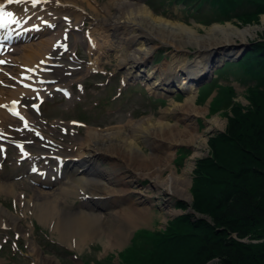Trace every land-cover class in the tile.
<instances>
[{"label": "rangeland", "instance_id": "obj_1", "mask_svg": "<svg viewBox=\"0 0 264 264\" xmlns=\"http://www.w3.org/2000/svg\"><path fill=\"white\" fill-rule=\"evenodd\" d=\"M73 2H76V4L80 8H84V11L82 10V17L78 18V24L79 29H67L68 26H71V23L75 21V17L73 12H71L68 9H61L59 12H55V10L51 8V11L42 12L40 18H47L49 15H58V19H60L61 24H54V28L52 31H56L59 33H56V35L59 36V39L61 38V31L66 29V32L68 33V38L66 39L67 46L69 48H75L77 46V56H71L68 54L67 51H63L60 46L54 43L53 49L49 50L51 56L49 57L52 59L53 63L56 65H47L45 68V74H48L51 80L54 79V82H58V84H63L70 90V95L65 97L61 92L54 91L51 89V85L54 84V82H48V94L45 101L42 102L41 105V113L39 114L37 111L33 110L30 107V102H33L35 100V97L29 98L27 100L26 105L28 108H31L33 113L35 114V119L38 122V125L46 126V133L48 134V137L45 138L48 144L51 145V141L53 139L58 140V144L55 146L56 148L62 146L63 147V154L71 155L74 154L76 150L72 151L73 146L76 145L78 141L87 140L90 143H96L97 140H99V137L94 135L90 139H86L87 137V130L90 129L92 131H115V130H122L123 135H130V139H135V141H138V145L141 146V149L143 150V154L150 155L153 150L151 147L146 143H143L140 141L141 138L147 139L151 138L150 135H154L151 132V128L149 127L150 123L158 122L161 118L169 119L170 121H176L177 113L175 114V111L167 112L163 117V111L166 110L168 107H170L171 103L175 102H183L186 95L189 94L188 91L184 90V92H173V93H167L164 92L162 89L158 88L155 90V88H147L145 83H142L141 81H145L142 78H139L136 82L134 80H129V75L133 74V70L135 69V66L130 67L129 63H120V59L122 56L129 50L126 44V37L132 36L134 33L131 32L130 29L124 30L125 33L117 34L119 37H112V35H108L105 37L106 39V45H102L101 39H99V46H101V49L99 50V53L95 51V49H92L91 52L87 50V45L89 44V41L84 37V30H90L92 28L94 23V17L97 15L100 17L107 16L108 10H113L111 6L109 5V0H71ZM109 2V3H108ZM90 3V4H89ZM142 4H145V0L141 1ZM89 4V5H88ZM87 6V7H86ZM181 4L178 5H171L167 12L157 13L154 10L151 9L153 14L160 17L163 22H167L168 24H175L174 27H176L178 30L177 32H180L182 35L184 34L185 39L191 37L192 35H188L187 33H197V34H204L212 31L210 27L214 26L215 24L220 25H226L228 22L232 23L234 26H237L238 28H245L246 26L250 25H260L262 17L264 14H259L258 17L242 21V20H225V21H219L217 23L214 22H201L193 20L192 17L187 16L185 12H182L180 8ZM107 7V9L105 8ZM109 7V8H108ZM149 7V6H148ZM87 8V9H86ZM57 11V10H56ZM53 12V13H52ZM48 15H47V14ZM57 13V14H56ZM86 13V14H85ZM64 14L66 19L60 18L61 15ZM47 15V17H46ZM72 18V19H71ZM62 19V20H61ZM64 21V22H63ZM238 21V22H237ZM26 22V21H25ZM216 22V21H215ZM179 24V25H178ZM60 25V28L58 27ZM182 28H181V27ZM59 28V29H57ZM191 28V29H190ZM193 28V29H192ZM216 28V27H215ZM81 29V30H80ZM182 29V30H181ZM214 29V28H213ZM196 30V31H194ZM184 31V32H182ZM192 31V32H191ZM144 32V31H143ZM214 32L222 36L224 33L219 34L218 28ZM130 33L129 35H126ZM166 33V31L164 32ZM145 36L148 34L145 32L143 33ZM187 34V35H186ZM252 35V36H251ZM57 36V39H58ZM123 37V38H121ZM222 37H226L222 36ZM142 40V37H140ZM228 38H231L230 45H237L240 47L243 46H250V41L255 39H264V28H260L255 31L254 34H249L245 37H241V35H233L229 36ZM111 39V40H109ZM194 39V38H193ZM109 40V41H108ZM108 41V42H107ZM193 41V42H192ZM57 42V41H56ZM75 42H77L75 44ZM168 42V43H167ZM189 42V43H188ZM196 42V43H195ZM111 43V44H110ZM171 43V44H170ZM193 43V44H191ZM19 43H15L13 46L18 45ZM109 44V45H108ZM148 46H151L150 52L148 56L146 57V61L144 64L141 65V68L146 69V74L149 76V78L152 80L151 83H155L156 81H159V79L163 76V73L166 72L168 68L175 67L176 65L185 64L188 60H191L190 62H193L194 58L195 60L198 57L197 50L199 45L201 44V41L196 40H186L182 45L183 47L176 51L175 47L173 46L176 44L175 42H172L170 40H166L164 37L162 39H153L149 43H147ZM173 44V45H172ZM136 45V44H135ZM134 45V46H135ZM133 46V47H134ZM135 47H140V45H136ZM108 48V49H107ZM187 48V49H186ZM55 49V50H54ZM184 49V50H183ZM212 47L210 48V50ZM222 50V49H219ZM48 51V50H47ZM46 51V52H47ZM206 52V51H204ZM154 53L163 54L162 56H158V59L152 61V55ZM8 53L6 51L4 54L0 56V58ZM100 54V55H99ZM177 54V55H176ZM124 59V58H123ZM90 61H94V68L93 70H90L88 68V63ZM186 65V64H185ZM188 65V64H187ZM184 70L188 71L190 70V67H185ZM136 74H139L136 72ZM166 75V74H164ZM107 78H110L109 81ZM126 79L128 80L129 86L131 88L127 89L125 92V97L121 100H115L113 99L110 103L107 105H98L99 104V97L104 94H109L110 92L115 91V86L120 87V79ZM137 79V78H136ZM132 81V82H130ZM217 81H220L222 83H230L234 85L235 87V93L231 94L229 99L223 103L222 106H219L216 109H212V99L213 97L218 95L216 93L217 86H212L211 90H206V92H202L200 89L195 94V102L197 104L196 108V115L194 116L196 119V125L200 132H204L205 129L209 127V121L214 118V116H219L222 120H224V127L220 128H211L209 131H206L207 135V143L205 146H202V153L194 159H191L192 154L194 153V149L190 144H183L179 143L172 147L175 149L174 158L172 161L173 167L177 169L178 172H183L187 161H191L192 164L190 167H192L191 171L188 173L189 179H190V188H189V197L187 198H181L178 197L176 194H170L167 192H164L162 190L159 191L154 186V181L150 176H143L138 177V174H135L134 172L128 171L126 178H132L131 182H129L126 188L130 189L129 195L127 197L121 196L124 198H120L119 201H117V204L115 205V210L119 212L120 218L116 219L114 221V230L109 228L108 226L104 227V232L106 233V237L103 239H98L89 237L88 240L80 247H74L70 246L69 242L66 239L61 240L59 238V232L55 229V224L57 221V214H54L53 217H51L46 222L41 221L37 218L35 215V209L31 206V208L24 211L23 208V202L24 199H29L30 195L33 197H36L33 192L30 190V185L28 184V181L25 177L17 178L19 179V184L17 183L15 185V193H5L0 192V203L3 207L11 211L13 215L21 216V218L18 220L20 225L22 227H19L15 223H3L0 222V264H44L39 259L41 256L37 254V252H42L43 254L49 256V257H55L58 264H112L108 261H104L102 259L104 256H107V258L111 261H118L122 259V256L120 252L122 251V248L125 247L132 236V233L135 229L130 231V229H125L122 233L125 234L122 238L121 242L122 245H119L116 243L118 240L122 229L126 228V222H124V212L126 206L129 204V200L132 202L136 201H144L140 204V206H149L151 210H153V220L149 223H144L142 225H139L138 228L146 227L148 229L153 228H160L163 229L166 225V221L171 220L172 217L177 213H173L172 215H167L164 207L174 208L180 212H182L181 209L177 207L178 203L177 201H181L183 206L181 207L184 209L192 208V211H188L190 213H201L205 214L203 212H200L192 206V200H193V192L192 187L194 184V177H195V169L197 166V162L201 158H205L208 156H212L213 148L210 146V139L214 141L215 136H219L222 132H226L228 122L235 117L238 114H244L247 112L249 108L255 107V103L251 102L249 99L248 94V83L247 81L243 83L240 78L234 74H224L222 76L217 77ZM106 82H110V85H105ZM109 84V83H108ZM137 84V85H136ZM136 85L138 87V90L140 92H136L131 90L132 86ZM165 86V84H162ZM141 86L144 87L143 91L140 89ZM127 87V85L121 86V89L123 90ZM166 87V86H165ZM118 90V89H117ZM163 91V92H159ZM181 93V94H179ZM111 94V93H110ZM113 94V93H112ZM115 95H118L116 93ZM164 95L166 101L164 103H161L159 101V97ZM33 96V95H32ZM120 96V95H119ZM151 96V98L149 97ZM154 96V97H153ZM218 98V96H217ZM47 101V102H46ZM254 101V100H253ZM46 102V103H45ZM80 102L82 105L81 109H84L88 112V122L85 124H82L78 119L80 117L78 112H82L81 110L76 109V103ZM78 104V103H77ZM201 107V108H200ZM203 111V112H202ZM46 121V123H44ZM80 122V124L78 123ZM146 122V123H145ZM149 122V123H148ZM139 123L140 126H138L136 129L133 130L131 124ZM55 126V127H54ZM37 128V127H36ZM43 131V130H42ZM32 132H35L32 130ZM118 135L120 136V133L118 132ZM127 135V136H128ZM96 137V138H95ZM35 138L40 139L39 137H30L29 135L25 136V138H22V141L26 144V148L31 154H34L35 156H38L37 154L40 152L39 150L41 148L35 147L33 144V141ZM102 139V137H100ZM104 140L106 139L103 137ZM150 142V141H149ZM185 148H184V147ZM231 149L230 151L235 154H237L236 146L230 145ZM75 147V149H76ZM182 147V148H180ZM180 148V149H178ZM15 147L12 146V149L10 151H0V158L3 159V167H0V175L2 176H8L9 178H0V179H6L8 181L16 180L14 177L16 176V173L20 172L23 173L24 171L28 170L26 166L28 162L26 161H17L16 157L18 153H15ZM181 154H180V153ZM144 155V156H145ZM39 157V156H38ZM211 158V157H210ZM99 159L96 160L97 163H100L99 169L101 167H106L109 165L107 161L101 162ZM41 165V169H47V167L53 165V160L50 158H40L39 161ZM103 163V165L101 164ZM94 172H98L96 170V166H92ZM90 172V171H89ZM92 172V171H91ZM93 172V173H94ZM19 173V174H20ZM49 173V172H48ZM167 172H164V175H166ZM192 180V182H191ZM141 183V184H140ZM59 185V184H58ZM57 185V186H58ZM192 186V187H191ZM151 188V195L150 198L146 199V196L141 194V190H146L147 188ZM53 188V187H52ZM50 188V185L44 186L43 189L47 191H52L53 189ZM23 200H21V193ZM74 195H73V194ZM67 194V195H66ZM64 193V199L63 197L59 199V202L56 203L57 207L64 212L65 214H60L62 217L63 215L67 216L70 214V212H79L83 209L87 211V208H81L82 206L79 205V197L78 194H75V190H72L70 193ZM72 194V195H71ZM66 195V196H65ZM152 196V197H151ZM41 198V197H38ZM63 199V200H62ZM105 203V202H104ZM108 203V202H107ZM62 206V207H61ZM186 206V208H185ZM85 211V212H86ZM90 213H96V214H106L109 212L106 208L99 209L94 212V210L90 211ZM87 211V212H88ZM208 218H210L208 216ZM103 224L107 223L110 224V222H107L106 219H102ZM10 224V225H9ZM28 225V226H27ZM111 225V224H110ZM25 228V230H24ZM232 235L235 233H231ZM79 236V233L75 231L71 235V240H77ZM242 240H254V239H248V238H241ZM110 241L108 246L106 247L105 243L106 241ZM14 242L18 243L19 249H12V246ZM66 244L67 246L71 247L72 250L76 252L77 255H79L80 260H76L74 258L71 259L66 251V248L64 246ZM121 249V250H120ZM188 250L187 246H181L179 248L178 252L175 253L176 255L182 256L185 251ZM37 251V252H36ZM118 252V253H117ZM119 257V258H118ZM217 259V260H216ZM220 257L214 256L208 261H206L203 264H220ZM218 262V263H217ZM47 264V263H46Z\"/></svg>", "mask_w": 264, "mask_h": 264}, {"label": "bare ground", "instance_id": "obj_2", "mask_svg": "<svg viewBox=\"0 0 264 264\" xmlns=\"http://www.w3.org/2000/svg\"><path fill=\"white\" fill-rule=\"evenodd\" d=\"M35 1H37L35 7L31 6V3H28L34 2V0H29L27 3L24 0H18V2L16 3H5L3 6H1L4 15L10 18V23L6 26L8 27L10 25L12 32L18 31V34L14 38L23 39V42L19 46L15 47L17 49L13 54L15 59H19L22 64H24L20 65L18 70L20 72H29L32 74L35 73V71H37L38 69L46 67V65H41L43 64V60L50 61V59H47L45 57V54L48 48H51L52 44L59 40V36L56 35V33L59 32L55 33V31H49V29H46L47 26H42V29L38 31L30 29L29 32H24L23 26L29 25L32 28L34 25L33 23L24 22V17L30 16L31 12L36 14L43 8L52 6L55 8L68 9L73 12L75 17L74 24L76 26V24H78V22L80 21H78V18H83L82 10L84 11L83 7L80 8L76 4V2H73L71 0H44L48 2L42 3H38V0ZM109 1V5L106 6H111L113 10H110V8L108 7L109 12L107 16L100 17L97 15L96 17H94V23L91 28V32L96 40L101 39V46L105 47V37H107L108 35H112V37H119L117 34H124V30L130 29L134 34L130 37H126V44L129 50H127V52L120 59L121 64L129 63L130 67L138 63H141L142 65L145 62L146 57L148 56L150 49L152 48L151 46H148L147 43H149L153 39H162V37H164L166 40L168 39L172 42H175L176 44L172 45L175 47L176 51H179L183 47L182 44L188 39L201 41V44L199 45L197 50L198 53H203L204 51H207V53H213L217 49H224V51L227 52L231 50V52H233L234 49L233 46L229 43L231 42V38H228L229 36L241 35V37H245L249 34H254L255 31L260 28H264V16L262 17L260 25H250L241 29L237 26H234L232 23H229L230 21H226L228 22L226 25L215 24L214 26L210 27V29H212L211 32H209L210 30H208L207 33L204 34L189 32L187 34L192 35V39L189 36H187L188 38L185 39L184 34L182 35L180 32L176 31L178 30L176 27H174L176 23L168 24L167 22H163L160 17L153 14L148 6L141 3L142 0ZM105 8L107 9V7ZM14 11H17V14H13ZM47 11H49V9H47ZM6 13H11V15H6ZM31 16L34 17V15L32 14ZM46 19L50 20L52 23L58 22L56 17ZM39 22L41 23L42 19L39 20ZM58 27L60 28V25ZM213 28L215 30L218 28L219 34L223 33L224 29L226 37H222L225 36L224 34L222 36L217 35L214 32ZM78 29L79 28H77V30ZM143 31L145 32V34H148L145 36L143 34ZM165 31L166 33H164ZM129 34L130 33L126 35ZM140 37H142L141 41H139L141 39ZM135 44L140 45V47H135ZM101 46H99L98 41V48L96 50L97 53H99ZM211 47L212 49L210 50ZM88 48L92 49V47L90 46H88ZM13 55L11 56L13 57ZM10 60L11 59L7 56L0 59V61H4V63H0V133L2 136L20 138L30 134L31 130H28V128L24 127L25 123L29 124V126L33 128V126H36L37 121L35 120V117L33 116L30 108L25 109L21 105H19L18 108L22 113H24L26 121L24 122V120L14 117L8 110L9 103L12 100L21 98L22 95H20V92L22 91L26 92L23 97H25L26 94V97H31V93L33 92V94H35L36 91H40L39 89L42 88L44 83H39L36 78L37 81L32 83H36L38 89L34 91L29 88H24L23 86H18L17 79L19 75H12L7 71L10 67ZM207 62L208 61L206 59V56L204 55L203 57L201 56L199 60H194L193 63L187 61V63H185L186 65L180 64L176 65L175 67L168 68L165 72V76L161 77V79H159V81H156L155 83L146 82V87H157L162 78L168 79V77L174 75L175 72L179 71L180 69H184V66L190 67L189 72L186 71L188 75L197 76L201 73V71L209 67ZM90 67L93 66L90 65ZM187 81L188 80L186 79V76H183L182 79L178 80V86L182 87L185 83H187ZM164 88L174 89L173 86H166ZM187 91L189 92V94L186 95L183 102L174 101V103L170 104V107L163 111V117L167 112L175 111L174 113H177L176 121H170L169 119L162 120L161 118L158 122L150 123L149 127L151 128V132L154 135H150L151 138H148V136H146L147 139H140V141H142L143 143L148 142L147 144L153 150L150 155L143 154V150L141 149V146L138 145V141H135V139H130V135L128 134V136L123 135L121 129L115 131H92L88 129L86 139H90L94 135H96L97 137H99V140H97L96 143H90L87 140L78 141V145L74 154H65L61 157V160L58 162L59 167H63L65 163L69 165L70 161H73L72 165L76 164V166L70 167L63 178L62 176H58V179L54 180V183L61 182V184H59L58 186H54L51 192L43 190L36 185L41 184L45 181H42L40 177L37 178L34 174L30 175L25 171V176L29 178V183L32 184L29 188L36 197L30 195L29 199H24V211H26L28 208L30 209L32 206L33 209H35V215L37 216V218L44 222L53 217L54 214H57L55 229L59 232V238L65 241L67 239L70 246L78 248L82 246L89 237L93 238L95 236V238H104V240H106V233L104 232L105 226H108L109 228L114 230L115 227L113 223L116 219L120 218L119 212L115 210V205L120 198H124L121 196L127 197V195H129L128 193L130 192V189L126 188V184L134 180L132 178H126L128 171L138 174V177L150 176L154 181V186L159 189V191L162 190L170 194H176L181 198L189 197L190 179L188 173L192 169V167H190L192 162L190 160L187 161L184 171L178 172L172 164L175 154V149L173 148L172 150V147L179 143L190 144L194 149V153L192 154L191 159H194V157L202 153V146H205L208 141L205 132L209 131L211 128L221 129L222 127H224V120L219 118V116H214V118L209 121V127L205 129L204 132H200L197 128L196 119L194 117L197 116L195 111L198 107L195 102L196 92L194 85L189 84L187 87ZM45 93L46 90L44 89L42 92H40L42 96H44ZM13 124L20 126L19 131H15L12 129ZM132 125L133 130H137L136 128L140 126L139 123L131 124L130 126ZM37 127H39V130L42 129L40 126ZM43 128L46 129V127ZM118 132L120 133V136L118 135ZM100 137H102V139ZM103 137H105L106 139L104 140ZM54 141L57 142L56 140ZM59 148L61 149V147ZM56 150V153H58L59 155L60 150ZM25 153H27V151L18 152L17 157L20 158ZM75 158H77V160H74ZM100 158H103L104 161H107L109 165L106 167H101L99 169L100 163H97L96 159ZM32 159L35 160V158H33L31 154L25 157V161ZM35 164H32L31 167ZM84 165L87 167L96 166V170H98V172H89L87 167H85ZM165 171L167 172L166 175H164ZM19 173L20 172L16 174L18 175ZM20 174L22 175V173ZM17 183L19 184V180L8 181L6 179H0V192L15 193V185ZM150 189L151 188L149 187L146 190L136 192H141V194L145 195L146 199H148V197L150 198V195L152 193ZM72 190H75L76 195L80 191L78 195L80 196V204L82 208H87V210L90 211L94 210L95 212L97 211L99 206L102 205L103 208H106L109 212H107L106 214H96L92 213L93 211L90 213L89 211L87 212L86 210H82V212L72 211L69 215L65 216L66 214L57 207L56 203L59 202L60 197H63L64 199V193H70L72 192ZM23 193L25 192L23 191L20 194L22 197L20 202L23 200ZM130 202L131 201L129 200V204L126 206L127 208H125V211H123L125 216L124 222H126L127 227L122 229L121 234L116 241V243L119 245H122V243L119 241H121L124 237L125 234H123L122 232L125 229H130V231L134 228L138 229L139 225L151 222L154 217V212L150 209L149 206H140V204L144 201L140 200L132 203ZM169 207H164L167 215H172L173 213L175 214L177 212H180L174 208ZM188 210H192V208L190 207ZM60 214L65 215L61 217ZM20 218L21 216L13 215L11 211L3 207L0 203V222H3L4 224L15 223L19 227H22L18 222ZM103 218L104 220L106 219L107 222H110L111 225L107 223L103 224ZM137 229H135L134 232ZM75 231L79 233L78 239L71 240V235ZM107 243L110 244V241H106V247L108 246ZM110 245H112V243ZM37 254L41 256L39 259H41L40 261L44 264H58L55 257H49L42 252H37Z\"/></svg>", "mask_w": 264, "mask_h": 264}, {"label": "trees", "instance_id": "obj_3", "mask_svg": "<svg viewBox=\"0 0 264 264\" xmlns=\"http://www.w3.org/2000/svg\"><path fill=\"white\" fill-rule=\"evenodd\" d=\"M171 1L182 2L184 10L205 23L233 17L246 21L264 13V0L148 3L157 9L158 2L163 7ZM247 51L218 70L219 75L228 72L249 81L248 97L255 107L233 117L226 132L210 139L212 156L197 162L192 206L205 214L185 212L168 220L163 229H138L120 252L119 264H203L214 256L221 258L220 264H264V39L251 40ZM212 86L218 93L212 109L235 93L232 85L221 84L216 77L201 91ZM230 145L236 146L237 154ZM181 246L188 250L176 255Z\"/></svg>", "mask_w": 264, "mask_h": 264}, {"label": "snow or ice", "instance_id": "obj_4", "mask_svg": "<svg viewBox=\"0 0 264 264\" xmlns=\"http://www.w3.org/2000/svg\"><path fill=\"white\" fill-rule=\"evenodd\" d=\"M9 2L11 3L12 0H9ZM0 13H2V7H0ZM6 15H11V13H6ZM0 63H4V61H0ZM18 114V113H15Z\"/></svg>", "mask_w": 264, "mask_h": 264}]
</instances>
